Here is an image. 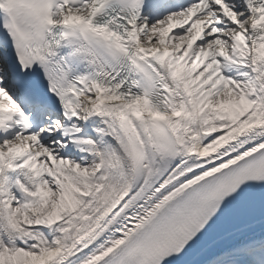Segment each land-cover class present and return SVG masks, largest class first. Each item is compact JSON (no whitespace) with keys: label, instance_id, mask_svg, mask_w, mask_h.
<instances>
[{"label":"snow or ice","instance_id":"snow-or-ice-1","mask_svg":"<svg viewBox=\"0 0 264 264\" xmlns=\"http://www.w3.org/2000/svg\"><path fill=\"white\" fill-rule=\"evenodd\" d=\"M0 264H264V0H0Z\"/></svg>","mask_w":264,"mask_h":264}]
</instances>
